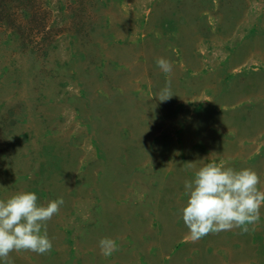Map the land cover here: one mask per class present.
Returning a JSON list of instances; mask_svg holds the SVG:
<instances>
[{
  "label": "rangeland",
  "instance_id": "1",
  "mask_svg": "<svg viewBox=\"0 0 264 264\" xmlns=\"http://www.w3.org/2000/svg\"><path fill=\"white\" fill-rule=\"evenodd\" d=\"M0 264H264V0H0Z\"/></svg>",
  "mask_w": 264,
  "mask_h": 264
},
{
  "label": "bare ground",
  "instance_id": "2",
  "mask_svg": "<svg viewBox=\"0 0 264 264\" xmlns=\"http://www.w3.org/2000/svg\"><path fill=\"white\" fill-rule=\"evenodd\" d=\"M232 69V68H231ZM123 218V217H122ZM132 222V221H131Z\"/></svg>",
  "mask_w": 264,
  "mask_h": 264
}]
</instances>
